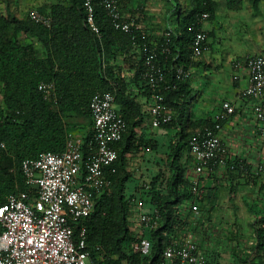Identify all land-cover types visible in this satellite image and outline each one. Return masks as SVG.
Segmentation results:
<instances>
[{
	"label": "trees",
	"instance_id": "obj_1",
	"mask_svg": "<svg viewBox=\"0 0 264 264\" xmlns=\"http://www.w3.org/2000/svg\"><path fill=\"white\" fill-rule=\"evenodd\" d=\"M168 2L165 0L166 21L171 16L176 24L164 30L169 37L163 34L155 42L136 28L130 33L115 30L99 6L95 8V16L100 35L95 36L84 25L82 0L57 1L49 13L38 11L50 17L49 28L33 23L28 17L17 19L9 12L6 16L0 12V202L7 195L21 191L33 196L20 172L22 161L37 159L45 152L61 153L66 139L74 136L83 139V156H86L92 137L88 104L96 92L113 94L114 104L126 124L121 140L112 145L118 155L116 172L106 173L107 188L94 197V208L84 223L86 249L92 264H164L162 250L177 240L187 226L194 227L199 219V224L209 222L207 215L194 216L191 221L192 215L183 214L184 210L180 209L191 198L190 181L185 176L191 163L188 142L198 132L196 129L203 132L224 121H215V117L212 121L199 119L190 123L193 130H187L186 105L194 94L188 78L176 80L175 70L181 67L189 72L200 64L191 57V39L194 32L202 30V14H208L210 20L215 15L216 4L211 0H186V8L182 10L178 1L176 9ZM255 3L253 0L254 10ZM225 6L229 11L239 10L242 0H226ZM21 35L37 39L45 55L39 58L34 44L23 43ZM161 45L168 48L165 54H159ZM153 48H157V62L165 72V82L156 92L163 96L172 116L169 123L155 128L165 137L161 145L150 138L149 131L153 128L149 115L131 92L137 89L149 101L151 89L141 75L145 68L144 51ZM125 70L131 73V83L123 76ZM42 82L53 83L55 105L48 103L37 90ZM69 115L79 116L87 124H78L81 122L78 118L67 123L65 117ZM146 149L158 156L155 161L158 168L140 182L138 196L156 210L158 226L142 235L150 243L149 254L143 256L133 249L140 235L135 221L137 193H126V184L134 176V170L126 169L125 165L127 155L134 158ZM236 164L238 161L227 156L224 170L242 172L237 166L230 170ZM229 191L231 195L233 190ZM252 228L254 242L244 254L245 263L252 254L264 258V216L255 215ZM213 253H204L206 261L219 264Z\"/></svg>",
	"mask_w": 264,
	"mask_h": 264
},
{
	"label": "built area",
	"instance_id": "obj_2",
	"mask_svg": "<svg viewBox=\"0 0 264 264\" xmlns=\"http://www.w3.org/2000/svg\"><path fill=\"white\" fill-rule=\"evenodd\" d=\"M99 6L106 13L115 30L130 33L136 28L131 17H125L121 0H82L85 27L99 37L95 8ZM28 18L35 24L49 28L50 17L37 10ZM208 14L201 16V21ZM169 33H164L169 37ZM207 47V34L203 30L193 33L191 39L192 59L202 57ZM168 51L160 46L159 54ZM144 72L141 79L150 89L151 95L147 114L153 129L171 121V113L163 103V96L156 92L165 82V72L157 62V48L144 51ZM233 81H239V73L245 75V85L240 89L241 99L250 103L256 122V137L264 142V55H247L232 60ZM189 72L181 67L175 70L176 80L188 78ZM37 90L48 103L55 105L54 85L51 82L38 84ZM88 110L92 122V137L83 156V139L69 137L61 153L45 152L37 159L24 160L20 172L25 186L33 193L21 191L7 195L0 202V264H92L86 249V218L94 208V197L107 188L106 173L114 174L117 152L112 145L119 142L126 132V124L114 104L110 92H96L92 95ZM235 113L229 101L221 104L215 121H224ZM222 124L197 132L188 142L191 165L185 176L190 181L191 198L187 201L193 216L199 214L198 200L205 194L201 182L208 174L222 171L226 167L228 149L222 143ZM2 147V144H0ZM235 166L245 172L241 163ZM254 176L264 178V163H257ZM147 188V187H145ZM137 212L140 232L158 226V214ZM76 230V236H75ZM134 251L145 256L150 252L149 241L139 235ZM165 264H215L206 261L204 252L196 241L176 240L167 245L161 253Z\"/></svg>",
	"mask_w": 264,
	"mask_h": 264
},
{
	"label": "crops",
	"instance_id": "obj_3",
	"mask_svg": "<svg viewBox=\"0 0 264 264\" xmlns=\"http://www.w3.org/2000/svg\"><path fill=\"white\" fill-rule=\"evenodd\" d=\"M211 1L216 4V12L210 20L202 24V30L205 33L207 32L209 42H207L208 46L202 57L198 58L201 63L197 67L200 69L211 67L219 72L224 66V59L232 62L234 58L260 54L240 53V50H236L237 48H233V45L227 43L228 40H223L222 33L223 27L228 24V21H231V25L232 21H237V23L241 21L243 24L264 25V0H256L255 10L253 9V0H242L241 8L234 11L226 9V0ZM128 9L136 12L138 20L137 23L135 22L136 29L144 32L146 36H150L153 42L158 41L163 36L166 28H173L176 24L174 17L171 16L166 21L167 7L165 0H122L121 10L125 17L131 16ZM223 47L228 48L229 52L223 53L221 50ZM254 49L251 48V50ZM117 63L120 62L117 61ZM123 76L127 83H131V73L126 71ZM239 77V81L226 84V86L231 88L230 90L227 89L229 91L226 100L234 106L235 113L224 120L220 137L222 143L228 149L230 160L238 161V163L245 166V172L228 173L226 170H222L210 173L202 179L201 182L204 184L205 194L198 201L199 214L197 217L201 218L207 215L209 222L201 221L202 226H199L201 225V222L200 224L198 222L200 219L196 220L195 223L197 224L194 227L187 226L177 239L196 241L204 253L215 251L213 255L217 263H219L217 259L223 254L236 258L234 254L238 245L235 242L241 241L243 231L241 219H248L245 226L247 228L250 225V230H252L254 216H264V178L251 174L257 163H264V142L259 141L256 137V122L253 119L250 103L241 99L239 95L240 89L245 85L244 73L240 72ZM131 92L136 95L142 110L147 114L149 102L145 100L137 89L133 88ZM146 118L149 122V118ZM78 124L86 125L87 122L81 121ZM149 132L150 138L157 140L159 145L165 141V137L155 129H151ZM130 156L131 158L127 155L126 169H129L128 164L133 158L132 155ZM135 157L132 159L135 161L134 176L139 177L141 182L145 180L149 172L158 168L155 164L158 156L154 154V151L146 149L139 152ZM138 189L139 186H137L135 191L137 193L135 199L137 212L139 207L141 213H152L153 207L144 198L141 199L138 196ZM230 189L233 190L232 196L230 195ZM180 209L184 210L183 214L192 215L188 209L187 201L184 202ZM135 219L137 222V213ZM192 219L194 220L193 215L191 216V221ZM221 219L226 220L221 221ZM136 226L139 225L137 224ZM145 232L142 231L140 234L144 235ZM253 242L254 239L251 241L250 247L253 246ZM237 256L239 259L236 260H238L239 264L244 263L243 258H240L241 255L238 254Z\"/></svg>",
	"mask_w": 264,
	"mask_h": 264
},
{
	"label": "rangeland",
	"instance_id": "obj_4",
	"mask_svg": "<svg viewBox=\"0 0 264 264\" xmlns=\"http://www.w3.org/2000/svg\"><path fill=\"white\" fill-rule=\"evenodd\" d=\"M57 1L65 2L67 0H0V12L6 16L9 12L10 15L16 17L17 19H25L28 17L29 13L33 10H37L43 13H49L50 7ZM180 8L183 10L186 8V0H177ZM176 0H169V5H172L173 9H176ZM247 1V0H246ZM131 18L137 23L136 12L128 9ZM175 12V11H174ZM226 22V21H222ZM207 33V32H206ZM222 38L224 41L228 40L227 43L233 45V48L240 50V53H260L264 55V25H252L243 24L241 21H228V24L224 25ZM23 43L32 42L36 49V54L39 58L45 55V50L41 43L35 38H26L23 35L20 36ZM207 42H209V37L207 35ZM208 46V44H207ZM251 48H255L251 50ZM222 52H229V49L223 47ZM242 54V55H243ZM196 64L201 63L200 60H193ZM222 62V60H221ZM222 65V64H221ZM223 67L219 72L215 68L200 69L195 66L189 70L188 83L189 87L193 90V97L186 105V115L188 119L184 123L187 130H193L190 123L197 121L199 119H205L212 121L216 114L220 112L221 104L227 101L228 91L231 89L226 86V84H232L234 71L232 68L231 60H223ZM199 66V65H198ZM229 89V90H227ZM0 107H2V91L0 88ZM78 118L79 121H83L79 116L69 115L65 117L67 123L74 122ZM191 127V128H190ZM205 128V127H204ZM203 129V128H202ZM199 132V129H196ZM164 150V149H163ZM161 150V152L163 151ZM136 158V157H135ZM135 160V159H134ZM128 164L130 170L135 172V161H131ZM140 184V179L136 175L126 184V193L136 194V188ZM257 208V207H255ZM226 219H221L225 221ZM242 235L241 241L235 243L238 245L236 248L235 256L232 258L231 255H221L217 261L221 264H239L238 254L241 255L240 258L246 260L244 254L248 251L251 241L254 239V231L251 226L248 225L247 228L245 223L248 221L246 218H242ZM242 264H264L263 257H254L252 254L247 262Z\"/></svg>",
	"mask_w": 264,
	"mask_h": 264
}]
</instances>
